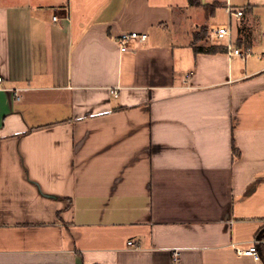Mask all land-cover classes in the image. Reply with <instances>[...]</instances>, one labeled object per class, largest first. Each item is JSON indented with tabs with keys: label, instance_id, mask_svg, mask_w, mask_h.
Returning a JSON list of instances; mask_svg holds the SVG:
<instances>
[{
	"label": "crops",
	"instance_id": "crops-1",
	"mask_svg": "<svg viewBox=\"0 0 264 264\" xmlns=\"http://www.w3.org/2000/svg\"><path fill=\"white\" fill-rule=\"evenodd\" d=\"M228 2L0 0V264H264V0L249 57L195 39Z\"/></svg>",
	"mask_w": 264,
	"mask_h": 264
},
{
	"label": "built area",
	"instance_id": "built-area-1",
	"mask_svg": "<svg viewBox=\"0 0 264 264\" xmlns=\"http://www.w3.org/2000/svg\"><path fill=\"white\" fill-rule=\"evenodd\" d=\"M227 13L230 15V17H241L243 15V9L238 8L230 4L228 2V5L226 7ZM55 20H58V16H54ZM213 37L217 41H225L227 46V51L230 55H238L243 58H247L251 55L252 50L249 47L245 46H236L233 41V26L232 22L229 21L227 23H221L216 25L213 28ZM148 34L147 33H139L137 31L132 32H124L121 34L119 42L123 49H126L131 39L134 38H140L142 40L147 39ZM2 80V77H0V81ZM259 243L260 240H255L251 243V245L245 249H238L240 253H243L245 255H250L254 257L255 259H258L260 257V250H259ZM129 245L133 247H138L136 241L130 240ZM173 260L176 263H180L181 261V253L179 250H175L173 253Z\"/></svg>",
	"mask_w": 264,
	"mask_h": 264
},
{
	"label": "rangeland",
	"instance_id": "rangeland-1",
	"mask_svg": "<svg viewBox=\"0 0 264 264\" xmlns=\"http://www.w3.org/2000/svg\"><path fill=\"white\" fill-rule=\"evenodd\" d=\"M219 1H222V0H219ZM248 0H230V4L232 5H242L244 3H247ZM261 2V1H260ZM263 9V18H264V7H262ZM229 18V14L227 13L225 7H224V4L220 3V5L217 7V10H216V13L215 15H213L211 17V22L212 23H224V22H228V19ZM206 33V34H205ZM200 35H204L206 37H209V41H214L216 42L217 40L215 38H213V36L211 37L210 34L207 32H205L204 30H202L201 32H199Z\"/></svg>",
	"mask_w": 264,
	"mask_h": 264
},
{
	"label": "trees",
	"instance_id": "trees-1",
	"mask_svg": "<svg viewBox=\"0 0 264 264\" xmlns=\"http://www.w3.org/2000/svg\"><path fill=\"white\" fill-rule=\"evenodd\" d=\"M189 3L191 5H194V6H199V5H201V0H189ZM203 37H204V35L197 34L195 36V39L199 40V39H202ZM218 49H219V47H217V46H210V47H207V48L195 46V50L197 52H199V51L201 52V51H204V50L209 51V52H215Z\"/></svg>",
	"mask_w": 264,
	"mask_h": 264
}]
</instances>
